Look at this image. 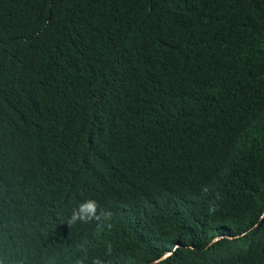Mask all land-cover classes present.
Instances as JSON below:
<instances>
[{"label":"trees","instance_id":"1","mask_svg":"<svg viewBox=\"0 0 264 264\" xmlns=\"http://www.w3.org/2000/svg\"><path fill=\"white\" fill-rule=\"evenodd\" d=\"M0 257L264 264V0H0Z\"/></svg>","mask_w":264,"mask_h":264},{"label":"clouds","instance_id":"2","mask_svg":"<svg viewBox=\"0 0 264 264\" xmlns=\"http://www.w3.org/2000/svg\"><path fill=\"white\" fill-rule=\"evenodd\" d=\"M111 216L110 212L100 211L98 213V203L94 199H88L79 204V206L73 210L67 223L70 226L76 225L78 222L89 223L92 221L97 222V229L99 230L103 226V221L108 220ZM108 253L112 252V246H107ZM0 264H7V257H0ZM16 264H24L23 259L16 261ZM75 264H85V258H77ZM92 264H104L99 258H95Z\"/></svg>","mask_w":264,"mask_h":264}]
</instances>
